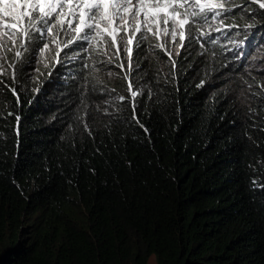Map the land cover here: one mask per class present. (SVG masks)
Listing matches in <instances>:
<instances>
[{
    "label": "trees",
    "instance_id": "1",
    "mask_svg": "<svg viewBox=\"0 0 264 264\" xmlns=\"http://www.w3.org/2000/svg\"><path fill=\"white\" fill-rule=\"evenodd\" d=\"M242 3L215 39L173 46L175 66L149 48L130 77L95 51L8 53L0 264H264V17L248 28Z\"/></svg>",
    "mask_w": 264,
    "mask_h": 264
},
{
    "label": "snow or ice",
    "instance_id": "2",
    "mask_svg": "<svg viewBox=\"0 0 264 264\" xmlns=\"http://www.w3.org/2000/svg\"><path fill=\"white\" fill-rule=\"evenodd\" d=\"M228 0H0V75L8 74L15 81V63L8 62V53L14 59L21 60L25 53L38 56L41 62L46 53H52L51 59L63 67L65 61L77 59L89 51L100 55L102 66L107 67L109 75L112 69L118 68L122 75L131 76L142 70L140 60L147 55L149 48L163 50L170 63L173 46L175 55L180 50L188 51L186 41L193 39H215L212 31H221L212 24L218 21L224 25L223 17L235 13V7L226 8ZM257 11H247L252 6ZM241 12L247 11L252 28L257 17H264V0H244L238 5ZM232 28L235 25H226ZM264 27V26H261ZM61 36L66 39H61ZM154 42V43H153ZM244 43V42H241ZM264 45V41L261 42ZM240 45H238L239 47ZM63 54V60L57 59ZM242 55L239 53L237 58ZM135 57V65H134ZM7 64V67H5ZM47 67V64H45ZM33 71L36 69L33 68ZM3 84V81H0ZM264 90V85H258ZM134 100L141 95L139 89L133 90L131 82L127 85ZM19 102L15 88L9 89ZM116 100L124 101V96L106 99L113 104ZM133 110L131 119L143 129L135 115L136 105L130 104ZM79 119V118H78ZM19 117H16L19 124ZM85 130L90 132L84 123ZM264 131V128H261ZM18 133V129H17ZM255 183V181H254ZM264 188V185H257Z\"/></svg>",
    "mask_w": 264,
    "mask_h": 264
},
{
    "label": "rangeland",
    "instance_id": "3",
    "mask_svg": "<svg viewBox=\"0 0 264 264\" xmlns=\"http://www.w3.org/2000/svg\"><path fill=\"white\" fill-rule=\"evenodd\" d=\"M45 55H46V57H48V59H45L43 62L45 64H49L48 62H51V57L53 54L49 52V53H46ZM148 264H158V263H157V260L155 257H151Z\"/></svg>",
    "mask_w": 264,
    "mask_h": 264
}]
</instances>
